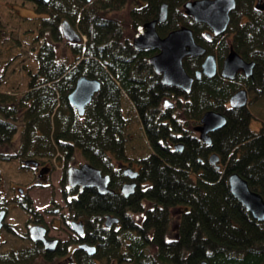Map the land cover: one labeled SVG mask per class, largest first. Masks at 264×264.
<instances>
[{
  "label": "trees",
  "instance_id": "trees-1",
  "mask_svg": "<svg viewBox=\"0 0 264 264\" xmlns=\"http://www.w3.org/2000/svg\"><path fill=\"white\" fill-rule=\"evenodd\" d=\"M27 1L33 3L35 15L21 17L24 28L19 36L28 45L24 51L29 58L26 64L9 69V75L22 72L26 86L19 94L0 89V147L14 139L20 123L18 145L13 154L0 152V161L16 160L24 171L28 167L21 164L23 159L45 163L58 153L56 158L64 163L59 180L61 198L69 218L87 221L101 220L109 213L120 216L124 228L117 233L106 229L91 233L87 239L93 241L95 236L99 242L96 252L83 254L75 264H98L97 259L112 260L122 255L135 264L200 260L207 264H264V220L256 221L244 209L227 181L228 175L236 172L264 196V125L257 132L251 130L250 111L229 106L236 82L202 75L185 93L161 83L148 62L156 50L136 51L131 45L136 28L155 20L166 3L167 17L156 25L157 33L165 36L186 26L192 29L195 41L212 52L214 44L204 33L207 25L184 12L183 5L189 0ZM235 2L227 31L233 33L235 52L255 64L253 77L240 76L238 81L253 91V101H257L254 111L264 115V96L259 99L264 92V9L255 8V0ZM125 9L128 27L114 15ZM64 19L82 36L79 42L63 39L60 22ZM2 20L0 35L5 31ZM225 41L222 39L217 48L220 61L228 49ZM14 44L20 51V40L15 39ZM60 45L68 49L66 54H58ZM17 55L7 56L3 73ZM201 63L200 56L183 59L189 75ZM80 76L100 82L83 115L68 101ZM3 78L0 85L7 81ZM165 98L172 102L171 107H164ZM211 110L221 112L226 123L211 134L207 146L196 138L192 126ZM131 117L140 130V141L130 131ZM176 142H182L181 150L174 148ZM76 149L85 162L109 174L113 193L99 194L95 188H84L77 196L72 195L77 189L68 188L66 168ZM211 151L219 156L216 164L207 160ZM124 167L137 172L132 179L135 191L128 197L119 192L129 180L123 174ZM15 202L29 217L38 218L26 194L18 195ZM141 203L148 206L141 207ZM7 205L8 200L0 193V209ZM176 205L189 206L188 212L176 219L181 238L165 243L169 212ZM129 211L141 213L133 224L124 214ZM6 231L14 235L9 226ZM116 235L136 238L128 248H122L126 242ZM148 235L154 238L147 240ZM148 244L152 247H146ZM181 249L188 250L184 259ZM55 255L44 252L38 244L6 251L0 248V264H39L41 258L51 264Z\"/></svg>",
  "mask_w": 264,
  "mask_h": 264
},
{
  "label": "water",
  "instance_id": "water-1",
  "mask_svg": "<svg viewBox=\"0 0 264 264\" xmlns=\"http://www.w3.org/2000/svg\"><path fill=\"white\" fill-rule=\"evenodd\" d=\"M48 1V0H43ZM91 1V0H86ZM235 0H189L184 5L185 14L191 16L194 21L206 24L212 29L215 35L223 33L229 23L230 12L235 8ZM167 16V4L163 3L160 7L158 17L155 20L144 23L137 28L132 37L131 45L134 50L143 49L157 50V53L149 58V63L155 72L160 75V81L164 85L180 88L185 93L191 90L192 82L199 79L201 74L212 76L215 73V62L212 55H207L201 64L200 70L196 71L192 77L188 75L183 68L182 60L187 55H200L204 48L197 45L194 41L192 30L186 26H181L170 31L166 36L160 37L156 31V24L165 21ZM60 31L63 38L69 42L80 41V35L75 28L71 26L68 20L60 22ZM250 68L243 59L233 50L229 52L223 65V75L233 77L235 72L240 68ZM100 89V82L94 78L80 76L68 95L69 104L74 107L79 115H83L84 109L91 102L95 94ZM247 98L243 90H239L229 98L231 107H240L246 104ZM167 105V100L164 101ZM226 123L225 117L215 111H207L200 119V125L197 130L200 132V139L205 143H210L208 132L223 127ZM217 155L212 154L210 161L215 163ZM23 165L37 166L38 161L23 160ZM42 172V170H41ZM129 178H134L136 173L130 168L123 172ZM67 184L70 188L78 187L95 188L99 194L113 193L109 187L110 176L93 167L89 163H83L79 166H69L66 169ZM228 184L231 194L251 213L252 217L258 221L264 219V199L257 193L250 190L247 182L236 172L228 176ZM136 183L126 182L120 187V193L124 197L132 195L135 191ZM22 192L21 189H19ZM5 216V210H0V228ZM116 217L106 215L105 225L109 226ZM72 226L77 232L81 233V224L72 221ZM32 240L41 239L44 243V231L40 226H32L29 229ZM54 242V241H52ZM53 243L50 247H53ZM89 254L95 252L92 246H83ZM199 264H205L200 262Z\"/></svg>",
  "mask_w": 264,
  "mask_h": 264
},
{
  "label": "rangeland",
  "instance_id": "rangeland-1",
  "mask_svg": "<svg viewBox=\"0 0 264 264\" xmlns=\"http://www.w3.org/2000/svg\"><path fill=\"white\" fill-rule=\"evenodd\" d=\"M34 15L33 3L31 1L0 0V18L3 19L2 26L5 29L4 34L0 35V40L3 43L0 44V78L5 77L3 79H7L5 83L0 85V89L5 88L10 92L13 91L19 94L26 86L24 74L18 70V72L15 71V73L9 75V69L13 65L16 68L27 63L29 53L24 51V48L26 47L28 49V45H24L23 38H20L19 36L24 28L21 17ZM114 15L120 18L128 27L130 20L128 19L126 9ZM126 33L129 34L130 31L126 30ZM15 39H19L22 43L21 47H19L20 51L13 47V45H15ZM58 50V54H61L62 51H64L65 54L68 52V49H65L63 45L58 46ZM16 53H19V55L11 61L6 71H4L5 73H3L2 67L5 64V60H7V56H11ZM262 115L263 114L253 113L250 121L251 129L258 130L260 128L262 122L264 121ZM17 124L18 129L13 137L14 139L10 143L0 147V152L7 154L14 153V150L18 145V133L20 129V123ZM129 128L130 131H132L134 138L137 141H140L141 133L137 123L133 121L132 117ZM140 145H142V143H140ZM81 163H84V159L80 151L76 149L72 159L68 162V166H78ZM44 164L51 167V169L47 173L45 183L40 185L36 182V169H26L22 171L18 168V162L16 160L0 161V193L4 199L8 200L4 224L15 226L16 230L20 233H23L26 230V223L29 221V216L25 214L15 202L17 196L19 195L18 188H22L24 193L31 200L34 208L41 213L45 223L50 227L49 233L56 238L65 240L71 233L67 227L62 224L59 215L57 213L45 212L46 209L59 208V211L67 214L65 204L61 198V186L59 183L64 163L58 158H52L50 161H45ZM0 232V248L4 251L10 250L11 248L23 247L27 244L25 240H21L19 236L6 232L5 229H1Z\"/></svg>",
  "mask_w": 264,
  "mask_h": 264
},
{
  "label": "flooded vegetation",
  "instance_id": "flooded-vegetation-1",
  "mask_svg": "<svg viewBox=\"0 0 264 264\" xmlns=\"http://www.w3.org/2000/svg\"><path fill=\"white\" fill-rule=\"evenodd\" d=\"M263 1L264 0H255V8L257 9H261L263 10L264 9V5H263ZM194 20V19H193ZM229 22H230V16H229ZM157 25V24H156ZM229 25V23H228ZM208 27V26H207ZM228 28V26H227ZM227 28L226 30L221 33V34H218V35H215L212 31L211 28L208 27V30L204 31V33L207 35V39L210 40V43H213L214 44V48L212 50V52H207V49L205 46L201 45V44H198L195 39V43L197 45H200L204 48V52L200 55H187V56H193V57H197V56H200L202 57V62L203 60L205 59V57L207 55H212L213 58H214V62H215V73L214 75L212 76H207V77H213V76H220L221 78L225 79V80H229V81H234L237 83L238 87L237 89L230 95V97L236 93L237 91L239 90H243L245 92V95H246V98H247V101H246V104L244 106H240V107H245L247 108L250 113H251V118H252V115L253 113L255 114H258L257 112L254 111V109H256V106L255 104L257 103V101H253L255 98V94L253 93V91H250L249 88L245 85L244 81H238V77L242 76L243 78L245 79H250L251 77H253V73H254V67H255V64L253 61H246L244 60L239 54V56L243 59V61L245 63H247V65H250L251 67L250 68H240L238 69L234 76L233 77H226L224 76L222 73L223 71V65H224V61L226 59V57L229 55V52L231 50H233L235 52V50L233 49V46H232V42H233V33H230L227 31ZM191 29V28H190ZM192 30V29H191ZM157 31V30H156ZM159 35V34H158ZM192 35H193V31H192ZM160 36V35H159ZM160 37H164V36H160ZM193 38H194V35H193ZM222 39H225L226 41V44H227V51H226V54L224 55L223 59L220 61L219 60V56H220V53L218 51V45L219 43L222 41ZM185 56V57H187ZM184 57V58H185ZM183 58V59H184ZM202 64V63H201ZM182 65H183V60H182ZM184 68V67H183ZM201 68V66H200ZM200 68L198 70H200ZM197 70V71H198ZM187 73V72H186ZM196 73V71H195ZM195 73L193 75H190V76H194ZM188 74V73H187ZM189 75V74H188ZM204 75V74H201L200 77ZM160 76V75H159ZM206 76V75H205ZM199 77V78H200ZM194 80H198V79H195ZM193 80V81H194ZM193 83V82H192ZM168 86V85H166ZM174 87V86H172ZM177 88V87H175ZM180 89V88H179ZM259 89V88H258ZM264 96V92L262 94H260V97H263ZM229 97V98H230ZM229 98H228V104H229ZM172 103V102H171ZM172 104H168V105H164L165 108H168V107H171ZM234 108V107H232ZM257 108H259L257 106ZM217 112V111H215ZM218 113H221V112H218ZM222 114V113H221ZM263 114V113H261ZM223 115V114H222ZM224 116V115H223ZM263 116V120H264V115ZM225 117V116H224ZM201 119V118H200ZM251 121V120H250ZM200 125V120L192 126V130L193 132L195 133V136L198 140H200L201 142H203L205 145L209 146L210 143H211V134L217 130H214V131H210L208 132V136L210 137V143H205L204 141H202L200 139V132L197 130V127ZM264 125V121L262 122V125L260 126V128L258 130H253L251 129L250 127V123H249V128L255 132L259 131L261 129V127ZM220 129V128H219ZM174 148L176 150H181L182 149V142H176L173 144ZM212 154H216L217 155V160H215V163H212L210 161V157L212 156ZM207 160L211 163V164H216L218 161H219V156L216 152H209L208 155H207ZM41 168L42 170H44L45 173H41ZM48 168V169H47ZM36 169L37 171V174H36V177H39L37 178L36 182L40 185H43L46 181V178H47V173L49 172V170L51 169V167L49 166H46L43 162L39 161V165L35 168H33V170ZM233 173V172H232ZM231 174V173H230ZM229 174V175H230ZM228 175V176H229ZM239 175V174H238ZM240 176V175H239ZM243 178V177H242ZM45 179V180H44ZM244 179V178H243ZM129 180L125 181V182H128ZM227 181H228V177H227ZM247 182V181H246ZM248 184V183H247ZM136 188V187H135ZM250 188V187H249ZM74 189H77V190H74ZM71 190H74L73 191V196H77L78 193H80V190L78 189V187H75V188H71ZM251 191L259 194L263 199H264V196L256 191V190H253L250 188ZM237 200V199H236ZM238 201V200H237ZM239 202V201H238ZM65 204V203H64ZM241 204V203H240ZM242 205V204H241ZM141 207H147L148 205L146 204H140ZM243 206V205H242ZM244 207V206H243ZM65 208L67 210V214L64 213V212H61L59 211L60 209L59 208H50V209H46L45 212L46 213H57L60 217V220L62 222V224H64L65 227H67V229L69 230V232L71 233L70 235H68V238L65 239V240H61L60 238H56L54 237L53 235H51L49 232H50V227L45 223L42 215L40 212H38L39 216L38 218H34V217H29V221L26 223V230L23 232V233H20L16 230L15 226L13 225H8V224H2L1 229H5L6 230V226H9L13 232H14V235L16 236H19V238L22 240H25L27 242L26 245H24L23 247H29V246H32V245H35V244H38L40 246H42L44 252H50V253H56V255L54 256V259L52 260V263L51 264H75L76 263V260L78 257H82L83 254H87V255H93L95 252H96V249H97V246L99 245V242L96 240V237H94L93 241L92 240H88V236L91 235V233H93L94 231L95 232H100L104 229H106L107 231L111 230V231H114V232H119L121 231L122 228H124L123 226V221L121 220L120 216L118 215H113V214H110L111 216H114L116 217V221H114L111 225L107 226L105 225V215L103 216V218H101V220H97V219H92V220H87V221H83L82 219H75V218H69L70 214H69V210H68V207H66L65 205ZM245 209V207H244ZM189 210V206L188 205H176L174 207L171 208V211L169 212V216L171 218V221L169 223V233L166 234L163 238H164V241L165 243H172V242H175V241H179V239L181 238V235L178 234V225H177V221L176 219L181 216L183 213H187ZM246 210V209H245ZM247 211V210H246ZM248 212V211H247ZM250 215L251 213L248 212ZM127 217H129V220L133 223H135L134 221L137 220V216H141L139 214L141 213H132V212H125L124 213ZM252 216V215H251ZM256 220V219H255ZM264 220V219H263ZM261 220V221H263ZM72 221H75V222H78L81 224V233L77 232L76 229L72 226ZM258 221V220H256ZM261 221H258V222H261ZM32 226H40L43 228V231H44V240H47L46 243H44L43 240L41 239H38V240H32L30 238V232H29V229L32 227ZM177 230V231H176ZM7 232V231H6ZM1 233V232H0ZM9 233V232H8ZM98 234V233H97ZM1 237V236H0ZM100 237V236H99ZM116 238L118 240L120 239H124L125 240V244L124 245H121L122 248H128L130 246V241L131 239L133 238H136V236H122V235H116ZM154 237L153 235H148L146 236V239L147 240H152ZM54 241V242H52ZM94 242V243H93ZM54 244L53 247H50L51 244ZM92 246L94 247L95 249V252L93 254H89L87 252V250L85 249V247L83 246ZM129 245V246H128ZM170 245V244H169ZM146 247H152L151 244H148ZM145 247V248H146ZM19 248H22V247H19ZM188 255V250H185V249H181V259H184L185 256ZM39 264H45V263H49V262H46L44 259H40L38 260ZM200 262H204L205 264H207V262L205 260H200V261H195L193 263H189V264H199ZM97 263L98 264H135L134 261H132L130 258H127L126 256L122 255V256H118V257H114L112 258V260H107V259H97ZM149 264V263H147Z\"/></svg>",
  "mask_w": 264,
  "mask_h": 264
}]
</instances>
